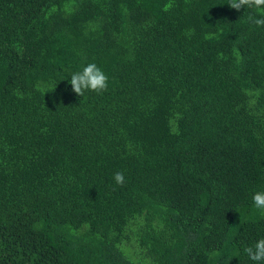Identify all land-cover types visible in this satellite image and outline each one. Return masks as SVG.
<instances>
[{
    "label": "trees",
    "instance_id": "trees-1",
    "mask_svg": "<svg viewBox=\"0 0 264 264\" xmlns=\"http://www.w3.org/2000/svg\"><path fill=\"white\" fill-rule=\"evenodd\" d=\"M228 3L0 0V264H264V10Z\"/></svg>",
    "mask_w": 264,
    "mask_h": 264
},
{
    "label": "clouds",
    "instance_id": "clouds-1",
    "mask_svg": "<svg viewBox=\"0 0 264 264\" xmlns=\"http://www.w3.org/2000/svg\"><path fill=\"white\" fill-rule=\"evenodd\" d=\"M228 4L236 11H240L244 7L264 10V0H229ZM249 20L257 27H264V18L249 16ZM70 84L72 91L79 97H82L87 91L100 94L107 90L108 77L95 63H88L82 71L71 75ZM113 179L117 185H123L125 182L124 174L119 171L113 174ZM252 202L255 208L264 211V191L253 193ZM244 252L253 261H264V238L256 241L254 247H245Z\"/></svg>",
    "mask_w": 264,
    "mask_h": 264
},
{
    "label": "rangeland",
    "instance_id": "rangeland-1",
    "mask_svg": "<svg viewBox=\"0 0 264 264\" xmlns=\"http://www.w3.org/2000/svg\"><path fill=\"white\" fill-rule=\"evenodd\" d=\"M125 252L127 253V254H133L135 251H136V248H135V246L132 244V242H130V243H128V244H126L125 245ZM142 250L143 249H141V251H140V253L142 252ZM142 257H144L145 258V254H143L142 255Z\"/></svg>",
    "mask_w": 264,
    "mask_h": 264
}]
</instances>
